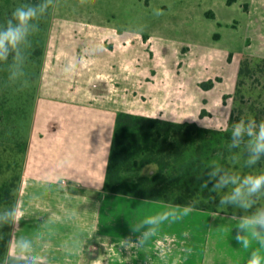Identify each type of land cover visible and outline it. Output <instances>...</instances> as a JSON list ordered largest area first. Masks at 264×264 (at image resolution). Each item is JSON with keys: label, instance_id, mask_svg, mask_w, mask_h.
<instances>
[{"label": "crops", "instance_id": "obj_1", "mask_svg": "<svg viewBox=\"0 0 264 264\" xmlns=\"http://www.w3.org/2000/svg\"><path fill=\"white\" fill-rule=\"evenodd\" d=\"M246 1L249 7L244 11L249 14L254 0H227V4L242 7ZM209 10L220 20L213 8ZM73 16L54 8L16 201L25 217L10 230L9 239L41 234L43 238L34 241V252L37 259L50 254L53 264H147L145 253L151 255L152 264H230L216 255V224L234 216L104 188L119 111L193 121L184 117L188 106L182 95L165 104L152 103L154 96L166 97L169 87L157 70L143 77L133 70L137 59L128 43L103 37L97 47L103 55H88V46L75 34L86 26L94 30L102 25ZM68 63L77 68L65 75ZM60 176L65 179L57 183ZM163 212L176 215L160 226L146 248L120 249L125 237L136 238L130 225ZM165 237L174 243L160 258L155 244ZM85 240L91 250L84 253L77 248ZM190 247L197 251H189Z\"/></svg>", "mask_w": 264, "mask_h": 264}, {"label": "rangeland", "instance_id": "obj_2", "mask_svg": "<svg viewBox=\"0 0 264 264\" xmlns=\"http://www.w3.org/2000/svg\"><path fill=\"white\" fill-rule=\"evenodd\" d=\"M22 3L28 1L0 0V11L14 10ZM248 7L247 1L241 7L239 3L228 5L227 0H87L83 5L80 0H54L48 11L49 19L45 14L40 20H48L42 36L45 48L50 38L54 8L60 13L75 15L78 20L83 18L85 22L102 25L105 30L99 27L91 30L86 26L75 34L79 42L88 46V55H91L90 52L95 57L102 54L97 47L103 37L116 44L122 41L128 43L129 52L134 53L137 59L133 70L142 77L157 70L169 87L166 97L154 96L152 103L165 104L172 98L174 101L180 99L182 95L187 99L186 119L195 118L206 126L230 128V112L234 105L244 108L243 114L237 112V116L244 119L253 115L252 108L264 112V77L261 74L247 77L246 83L241 86V94L235 93L241 60L247 55L264 57V0H254L249 14L244 11ZM210 8L218 13L220 20L207 14ZM158 9L162 15H156ZM106 28H115V32ZM109 58L117 60L120 56ZM42 59L31 65L29 61L25 71L30 78V87L16 91L22 102L31 99L26 105V118L21 120V132L26 135L25 146L40 88ZM209 79H214L215 84L206 89L202 82ZM202 108L206 109L204 116H201ZM4 143L7 146V141ZM24 156L25 153L21 171ZM237 164L234 171L240 174L264 171V160L252 168L243 167L242 161ZM9 175L1 174L0 180ZM218 200L217 195L215 211L234 217L223 218L221 223L216 224V255L226 263L246 264L251 249L239 246L233 238L235 229L231 232L237 222L236 216L242 213L240 210L217 207ZM259 205H264V197L259 199ZM0 209L6 208L0 206ZM189 251L196 252L197 249L190 247Z\"/></svg>", "mask_w": 264, "mask_h": 264}, {"label": "trees", "instance_id": "obj_3", "mask_svg": "<svg viewBox=\"0 0 264 264\" xmlns=\"http://www.w3.org/2000/svg\"><path fill=\"white\" fill-rule=\"evenodd\" d=\"M26 1L40 2V0ZM232 1L228 0L229 3ZM12 11L13 9L0 11V24L9 18ZM46 14L49 19L50 12ZM207 14L212 15V12L208 11ZM47 21H37L40 31L32 38L30 65L37 60L41 62L45 47L42 36ZM231 59L232 54L229 56V60ZM257 74L264 77V57L245 56L238 70L236 95L241 94V86L246 83V78H253ZM217 80H221V77H217ZM214 84V79L202 82L206 89L213 87ZM18 88V85L9 80L7 66H3L0 70V175L4 173L10 175L0 180V206L6 209L16 201L26 147V135L21 132V120L26 118V105L31 101L27 98L22 102L21 96L16 92ZM251 110L253 115H247L246 119L264 121L263 111L257 108ZM237 112L243 114L244 108L237 105L231 108L229 126L241 119V116H237ZM206 114V109L202 108L201 116ZM4 126L5 128H2ZM215 129L201 126L197 122H178L119 111L116 116L104 188L116 193L176 205L216 210L217 194L210 191L211 184L208 188L201 187L207 179L206 166L211 161H217L228 170L234 171L238 164L233 162L231 159L233 153L226 147L228 132ZM4 141H7V146L3 144ZM151 166L155 169L152 172L146 171ZM10 230L11 228L7 226L0 229L3 233V239L0 240V264H4L7 260Z\"/></svg>", "mask_w": 264, "mask_h": 264}, {"label": "clouds", "instance_id": "obj_4", "mask_svg": "<svg viewBox=\"0 0 264 264\" xmlns=\"http://www.w3.org/2000/svg\"><path fill=\"white\" fill-rule=\"evenodd\" d=\"M87 0H80L83 5ZM54 0H40L39 3H22L17 6L9 18L0 24V70L7 66L8 78L18 85L19 90L30 87V78L25 71L30 59L32 38L40 31V20L52 6ZM163 13L158 9L156 15ZM77 64H65L63 72L69 75ZM193 122L200 124L195 118ZM201 125V124H200ZM217 131L228 132L227 149L233 153L231 159L234 163H241L245 168L253 166L264 160V121L253 118H241L232 123L229 128H216ZM206 177L202 188H208L218 195L217 207L240 210L241 215L236 216L234 239L245 250L250 251L246 264H264V205L258 206V201L264 197V171L249 174H240L228 170L217 161H211L206 166ZM71 179V177H68ZM65 177L57 178V183ZM190 208L186 207L187 213ZM175 212H163L148 216L134 225H130L132 233H136L135 240L131 236L125 237L119 245L121 250L129 251L135 248L138 251L146 248L158 235L160 226L170 217H175ZM25 212L15 204L7 209H0V229L9 227L16 229L24 220ZM227 230V229H226ZM41 234L32 237L17 236L7 242V260L4 264H49L50 254H42L37 259L34 252V241L42 239ZM3 233L0 232V240ZM174 241L165 237L156 240L155 254L165 258L171 251ZM255 245V246H254ZM85 253L90 251V245L83 241L77 248ZM147 264H152V257L145 253Z\"/></svg>", "mask_w": 264, "mask_h": 264}]
</instances>
